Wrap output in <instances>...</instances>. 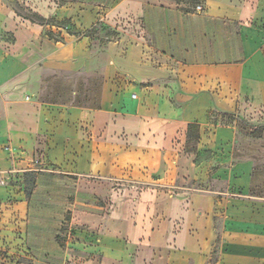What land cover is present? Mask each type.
Here are the masks:
<instances>
[{
  "label": "rangeland",
  "instance_id": "rangeland-1",
  "mask_svg": "<svg viewBox=\"0 0 264 264\" xmlns=\"http://www.w3.org/2000/svg\"><path fill=\"white\" fill-rule=\"evenodd\" d=\"M23 1L8 4L36 20L42 15L36 10L57 7L77 16L66 20L56 13L46 18L60 28L44 22L45 33L51 29L58 39L87 37L107 43L125 38L137 44L145 38L159 52L172 47L175 38L181 46L192 43L200 60L238 63L246 30L264 60V0H149L135 19L111 13L116 0ZM208 2L226 5L240 20L210 18ZM81 5L95 11L97 21L90 28L79 23L89 16L78 11L87 9ZM0 36L11 40L2 32ZM52 76L60 77L55 84L75 79L80 101L90 100L93 88L97 98L102 83L85 73ZM177 122L145 121L141 128L137 121H119L108 131L101 126L96 141L99 172L35 162L29 169L31 196L26 195L25 172L10 196H0V214L27 215L18 224L38 230L29 242L38 248L32 254L38 264H199L195 256L206 245L204 239L220 244L228 222L241 235L264 230V89L257 98L234 96L221 109L207 110L200 121H192L189 132L188 121ZM68 215L70 229L62 234V247L56 237ZM199 231L207 236H197ZM219 261L212 250L203 264Z\"/></svg>",
  "mask_w": 264,
  "mask_h": 264
},
{
  "label": "crops",
  "instance_id": "crops-1",
  "mask_svg": "<svg viewBox=\"0 0 264 264\" xmlns=\"http://www.w3.org/2000/svg\"><path fill=\"white\" fill-rule=\"evenodd\" d=\"M10 1L15 0H0V32L11 38L0 36V196H10L23 183V173L32 172L29 169L35 162L61 164L78 173L99 172L96 158L101 154L96 147L101 126L108 131L119 121H137L141 128L145 121H169L170 125L188 121L189 132L192 121H200L207 110L221 109L234 96L257 98L263 92V56L246 30H242L243 56L238 63H212L200 60L192 43L181 46L175 38L172 47L159 52L145 38L137 44L125 38L107 43L87 37L53 41L45 36L43 26L19 16ZM149 2L116 0L110 11L135 19ZM207 4L210 18L232 16L235 23L241 18L226 5ZM81 6L87 9L78 11L89 16H82L79 23L90 28L97 21L92 16L95 11ZM36 11L45 18L56 13L61 19L77 18L58 7ZM80 73L102 79L97 98L93 88L90 100L80 101L75 79L55 84L60 77L52 76ZM202 101L205 104L198 114ZM26 218V214H0V264L39 263L32 255L38 248L29 243L38 230L18 224ZM236 229H230L228 222L220 244L204 239L206 245L195 256L199 264L212 250L220 255L217 264H246L247 259L264 264V230L241 235ZM202 235L207 236L201 232L197 236ZM24 257L33 262L23 261Z\"/></svg>",
  "mask_w": 264,
  "mask_h": 264
},
{
  "label": "trees",
  "instance_id": "trees-1",
  "mask_svg": "<svg viewBox=\"0 0 264 264\" xmlns=\"http://www.w3.org/2000/svg\"><path fill=\"white\" fill-rule=\"evenodd\" d=\"M173 1H175V2L178 3V4H182V1H188V2H191V3H195V4H196L199 0H173ZM14 11H15L19 16H21V17H23V18H25V19H27V20L33 22V23H37V24H39V25H41V26H45L44 22H46V25H48V26H50V27H55V26H57V25H55V24H53V23H49V19L43 18V17H41V16H39V15H36V16H37L36 18L39 19V20H36L35 18H33V17L29 16V15H24V14L20 13V12L17 11L16 9H14ZM47 20H48V22H47ZM57 27L60 28L59 25H58ZM59 34H60V33H58V35H59ZM45 36H46L48 39L53 40V41H57V42H58V41L61 40V39H58V38L55 37V36H56V33H55L54 31H52V30H48V31L45 33ZM192 127H193V125H191V126L189 127V130H190ZM32 175H33L32 172H27V173L25 174L26 181H27V187H26V195H27V197H30V196H31V194H32V192H33V188H34V185H33V184L30 185V183H29V177L32 176ZM69 229H70V215H68L66 222L63 223V225H62L61 232H60V233L57 235V237H56L57 241H59V242L61 243V246H62V247H65V243H63V237H62V234H63L65 231H68Z\"/></svg>",
  "mask_w": 264,
  "mask_h": 264
}]
</instances>
